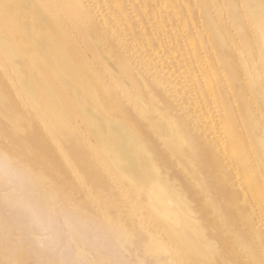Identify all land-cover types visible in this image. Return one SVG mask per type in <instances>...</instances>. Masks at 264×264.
Segmentation results:
<instances>
[{
	"label": "bare ground",
	"instance_id": "obj_1",
	"mask_svg": "<svg viewBox=\"0 0 264 264\" xmlns=\"http://www.w3.org/2000/svg\"><path fill=\"white\" fill-rule=\"evenodd\" d=\"M0 256L264 264V0H0Z\"/></svg>",
	"mask_w": 264,
	"mask_h": 264
},
{
	"label": "rangeland",
	"instance_id": "obj_2",
	"mask_svg": "<svg viewBox=\"0 0 264 264\" xmlns=\"http://www.w3.org/2000/svg\"><path fill=\"white\" fill-rule=\"evenodd\" d=\"M123 214L127 215L128 214L127 210H124ZM0 260L2 262H4L5 264H10V258L9 257L0 256Z\"/></svg>",
	"mask_w": 264,
	"mask_h": 264
}]
</instances>
